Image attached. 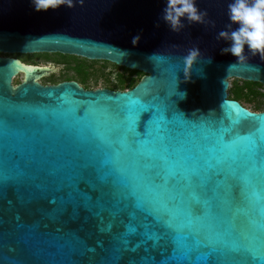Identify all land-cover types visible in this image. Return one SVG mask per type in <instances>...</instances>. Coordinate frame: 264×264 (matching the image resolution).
Here are the masks:
<instances>
[{"label": "water", "instance_id": "95a60500", "mask_svg": "<svg viewBox=\"0 0 264 264\" xmlns=\"http://www.w3.org/2000/svg\"><path fill=\"white\" fill-rule=\"evenodd\" d=\"M167 2L37 12L33 0H0V264L264 258V112L228 94L230 79L264 87V61L246 46L248 62L229 69L238 60L216 36L232 0H196L215 28L183 18L180 33L161 19ZM194 46L203 59L186 75ZM36 54L144 76L128 91L43 86L52 70L11 57Z\"/></svg>", "mask_w": 264, "mask_h": 264}, {"label": "clouds", "instance_id": "9594fccd", "mask_svg": "<svg viewBox=\"0 0 264 264\" xmlns=\"http://www.w3.org/2000/svg\"><path fill=\"white\" fill-rule=\"evenodd\" d=\"M83 4V0H80ZM37 12L58 10L60 6L74 7V0H33ZM228 18L231 23L225 25L227 30H220L216 36L217 41H228L230 47L223 48L222 54L231 53L238 63L229 66V69L237 64H246L249 56L246 55V46L251 56L259 55L264 61V0H232L228 4ZM207 11H201L196 7V0H168L161 19L165 21L173 32L180 33L186 25L182 23L187 18L188 24H211L215 28V22L206 19ZM233 25H238L233 28ZM159 25H157L158 27ZM141 36L136 35L132 39L134 46L140 42ZM154 57V56H153ZM151 57L150 59H152ZM184 71L189 75L199 61L203 59L199 47L189 48L183 58ZM211 63V59H208ZM182 96L184 94H181Z\"/></svg>", "mask_w": 264, "mask_h": 264}, {"label": "flooded vegetation", "instance_id": "af4514ba", "mask_svg": "<svg viewBox=\"0 0 264 264\" xmlns=\"http://www.w3.org/2000/svg\"><path fill=\"white\" fill-rule=\"evenodd\" d=\"M33 56L36 57L25 56L26 60L23 61V64L52 70V72L39 80V83H42L41 85L56 86L61 83L73 82L85 91H91L89 84L93 78V69L85 63L86 59L60 54H36ZM81 59L83 61H79ZM40 60H43V62L40 63Z\"/></svg>", "mask_w": 264, "mask_h": 264}, {"label": "rangeland", "instance_id": "374dc122", "mask_svg": "<svg viewBox=\"0 0 264 264\" xmlns=\"http://www.w3.org/2000/svg\"><path fill=\"white\" fill-rule=\"evenodd\" d=\"M36 57L33 55H26V57ZM12 58H15L23 63L24 60H26L25 56H11ZM79 61H83L82 59ZM43 60H40V63H42ZM85 63L89 66H91V69H93V78L90 81L89 87H91V90H99V89H109L114 91H120L114 89V87H117L118 84V76L122 74L121 71L116 69L114 65L107 63V62H101V61H88L86 60ZM71 75V73H70ZM24 81V76L21 74L18 77L14 79L13 84L15 86L20 85ZM244 81L238 80V79H230V89L228 91L229 99H232V89L236 85L242 86ZM42 84V83H41ZM258 92L261 94H264V87L257 88ZM128 91V90H125ZM241 105L250 110L254 113H261L264 112V99L262 97H259L257 100H255L253 103H248L245 101L240 102ZM257 105L261 106V110L257 111L255 108Z\"/></svg>", "mask_w": 264, "mask_h": 264}, {"label": "trees", "instance_id": "16d2710c", "mask_svg": "<svg viewBox=\"0 0 264 264\" xmlns=\"http://www.w3.org/2000/svg\"><path fill=\"white\" fill-rule=\"evenodd\" d=\"M116 69L122 72L118 76V84L117 87H114L116 90L125 91V90H131L133 89L142 79L144 76L140 72L136 71H130L124 68H119L114 66ZM263 86L256 83H249V82H243L242 86L236 85L232 89V100L238 101V102H248L253 103L255 100H257L259 97H262L264 99V94H261L258 92L257 88H262ZM257 111L261 110V106L257 105L255 108Z\"/></svg>", "mask_w": 264, "mask_h": 264}, {"label": "snow or ice", "instance_id": "6c2138e0", "mask_svg": "<svg viewBox=\"0 0 264 264\" xmlns=\"http://www.w3.org/2000/svg\"><path fill=\"white\" fill-rule=\"evenodd\" d=\"M234 115H238V117H241L238 112L234 113ZM249 139L251 140V136H249ZM255 264H264V258H260L255 262Z\"/></svg>", "mask_w": 264, "mask_h": 264}]
</instances>
